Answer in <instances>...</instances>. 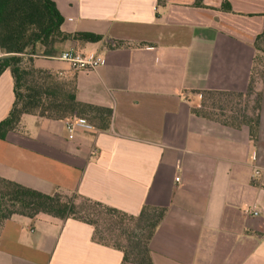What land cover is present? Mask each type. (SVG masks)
I'll use <instances>...</instances> for the list:
<instances>
[{
  "label": "crops",
  "instance_id": "0c3cea01",
  "mask_svg": "<svg viewBox=\"0 0 264 264\" xmlns=\"http://www.w3.org/2000/svg\"><path fill=\"white\" fill-rule=\"evenodd\" d=\"M49 1L63 33L101 37L57 45L103 56L92 72L72 70L59 53L33 57L34 68L73 89L84 108L73 118L93 129L69 138L73 118L22 115L0 140V178L134 217L158 213L151 264H264V46L255 47L264 0ZM115 42L126 45L110 48ZM13 90L7 69L0 121ZM203 94L248 97L257 124L203 115ZM87 106L108 111V121ZM92 237V227L72 219L15 216L0 228V264H122L120 251Z\"/></svg>",
  "mask_w": 264,
  "mask_h": 264
},
{
  "label": "trees",
  "instance_id": "16d2710c",
  "mask_svg": "<svg viewBox=\"0 0 264 264\" xmlns=\"http://www.w3.org/2000/svg\"><path fill=\"white\" fill-rule=\"evenodd\" d=\"M163 2L158 0L159 5ZM195 6L203 7L202 0H196ZM223 9L229 10L227 6ZM62 22L56 6L49 0H0V75L9 69L14 83V102L7 117L0 121V140L18 130L24 114L53 119L73 118L75 113L81 115L79 111L83 105L76 102L73 89L64 87L47 72L33 66L34 56L55 57L59 53V44L74 41L97 43L101 40V37L91 34L63 33L60 30ZM125 45L115 42L109 47ZM259 45L264 46V30L256 39L255 47ZM28 78L35 80L27 84ZM253 108L256 119L247 123L251 127L257 124L258 117V107L254 105ZM86 109L93 118L109 119L108 111L90 106ZM39 215L59 221L72 219L89 225L93 228V242L120 251L123 254L122 264L127 263L125 251L103 240L114 237L117 231L124 234L125 228L130 229L131 226L142 231V223L147 224L144 246L141 247L140 241H137L134 249H141L138 252L139 256L142 255L140 264H151L148 241L158 223V213L144 208L139 216L134 217L79 194L57 190L52 195H46L0 178V228L15 216L34 219Z\"/></svg>",
  "mask_w": 264,
  "mask_h": 264
},
{
  "label": "rangeland",
  "instance_id": "374dc122",
  "mask_svg": "<svg viewBox=\"0 0 264 264\" xmlns=\"http://www.w3.org/2000/svg\"><path fill=\"white\" fill-rule=\"evenodd\" d=\"M35 79H27L32 83ZM204 101L203 115H208L214 119H219L223 122L239 125L247 124L256 119L254 105L250 103L248 97L232 96L227 94H203ZM206 110V111H205ZM149 216H151L149 214ZM152 219V218H151ZM141 229L134 230L131 226L130 229L124 230V234L117 231L114 237L105 238L103 241L113 246L120 247L126 253V264H140L142 255L139 256L140 248L134 249V243L140 241L141 247L144 246L146 236L148 233L147 224L141 225ZM123 234V235H122ZM129 239L131 242L127 240ZM145 263V261H142Z\"/></svg>",
  "mask_w": 264,
  "mask_h": 264
},
{
  "label": "built area",
  "instance_id": "2783aa9c",
  "mask_svg": "<svg viewBox=\"0 0 264 264\" xmlns=\"http://www.w3.org/2000/svg\"><path fill=\"white\" fill-rule=\"evenodd\" d=\"M57 58L67 63L72 70L78 72H92L105 63L103 56L99 54H83L75 48L60 52ZM77 128L92 130L93 126L84 118H73L65 122V129L69 138L73 137V132ZM175 181L178 182L179 178H176ZM254 215H257V213L254 212Z\"/></svg>",
  "mask_w": 264,
  "mask_h": 264
}]
</instances>
